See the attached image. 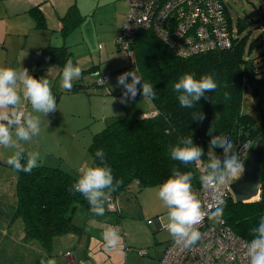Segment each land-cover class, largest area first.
Masks as SVG:
<instances>
[{"label":"trees","instance_id":"1","mask_svg":"<svg viewBox=\"0 0 264 264\" xmlns=\"http://www.w3.org/2000/svg\"><path fill=\"white\" fill-rule=\"evenodd\" d=\"M33 13L39 24H43L42 14ZM62 19L65 31L78 24L82 17L77 7L70 5ZM228 20L232 31L229 48L186 58L176 55L152 29L142 28L134 34L131 48L135 56L131 62L138 75L156 91V98L150 100L154 113L149 116H115L92 135L87 146L89 166L93 162L99 163L95 152L103 149L114 179L123 181L111 195L117 196L132 182L142 187L160 185L171 176L174 167L193 173V190L196 192L201 171L208 163V153L223 156L222 149H212L209 145V129L213 135L231 139L236 150L247 141L251 149L264 135V69H260L257 62V58L264 57V33L250 39V32H242L245 23L239 21L235 34L229 16ZM260 48L261 52L255 54ZM69 59L73 61L64 46L48 45L37 52L38 70L31 75L38 78L46 70L47 63L58 64L63 70ZM185 73L193 74L197 80L209 74L218 84L216 91L206 92L208 98H202L194 108L181 107L179 93L174 90V84ZM81 90H84L81 84H73L70 91ZM248 91L251 94L249 107L245 101ZM225 92L229 93V99H225ZM194 112L204 114L203 122L192 119ZM165 129L170 134H166ZM191 136L193 143L204 150L201 163L185 166L173 161L169 146L180 137ZM77 179L78 176L69 170L45 164H38L30 173L17 172L14 216L22 221L24 239L37 240L45 251H49L54 237L82 230L91 208L80 193L70 191ZM260 181L259 199L237 202L230 196L224 200L223 219L234 234L245 240L253 238L251 229L264 216V162ZM81 215V222H77Z\"/></svg>","mask_w":264,"mask_h":264},{"label":"clouds","instance_id":"2","mask_svg":"<svg viewBox=\"0 0 264 264\" xmlns=\"http://www.w3.org/2000/svg\"><path fill=\"white\" fill-rule=\"evenodd\" d=\"M138 70L126 71L117 77V84L124 91L120 102L126 104L129 100H135L138 94L143 98L154 100L156 91L153 85L145 82L137 74ZM82 74V68L74 65L71 59L67 60L62 70V88L70 91L72 81ZM131 82H128V78ZM139 86V88H138ZM218 84L212 75L206 74L199 80L193 74L185 73L174 84V90L179 93L178 101L181 107L194 108V105L202 98L207 99L206 92H215ZM225 99H229V93H224ZM27 101L32 111L22 109V101ZM57 110L56 98L52 93L49 79L33 77L26 68L19 70L11 67H0V146L14 149L6 163L17 172L30 173L38 166L40 154L29 152L25 155L20 146L21 141H30L40 134V117L33 113H41L47 116ZM193 120L203 122L205 116L202 112H194ZM166 134H170L165 129ZM209 145L212 149L220 148L223 156L217 157L213 152L207 155L208 163L204 165L199 177L203 188L207 189L213 198L209 208L208 219L213 223H224V201L220 198V192L233 181L240 179L245 171L244 163L236 152V145L231 139L222 135H213ZM169 155L173 161L182 165L201 163L204 150L193 143L192 136L180 137L174 145L169 146ZM95 157L99 163L93 162L92 166L80 169V175L71 186V192L80 193L89 203L91 211L96 216H103L105 204L111 193L115 192L123 183L115 180L112 169L105 161V152L98 149ZM193 173L184 172L174 167L172 174L158 186L157 197L167 209L168 223L165 225L171 237L184 248L191 249L201 239L198 225L205 218L201 200L193 190ZM252 239L246 245V258L248 264H264V216H261L258 224L251 229ZM103 239L107 249L116 248L121 240L115 227L109 226L103 232ZM40 264H57L55 259H42ZM80 264H86L81 260Z\"/></svg>","mask_w":264,"mask_h":264},{"label":"rangeland","instance_id":"3","mask_svg":"<svg viewBox=\"0 0 264 264\" xmlns=\"http://www.w3.org/2000/svg\"><path fill=\"white\" fill-rule=\"evenodd\" d=\"M223 1L226 6V12L231 19L232 29L235 34H237V24L239 21L245 23L244 25L246 26L242 32H250V39L264 33V0ZM78 2L82 7L81 11L83 14H86L89 3L90 10L94 8V11H92L90 15L92 26L86 31L87 38L89 39L86 43L84 52L94 54L95 59L92 63L90 60H87L86 55L81 54L82 52L77 53L79 55H77L74 65L86 69L92 64H98L100 65V71L96 68H92L90 71L82 72L78 79H74L72 84H81L84 87V90L75 94H69L67 92L68 90L62 88V72H59L58 66L49 65V70L43 76H40V78L46 77L49 79L52 93L57 102L56 111L63 112L64 117L70 118L71 123L69 125L71 128L69 130L73 133L71 140H69L66 133L64 137L66 140H63V142L60 140L58 141L61 145L49 148L50 150L48 149L58 154L63 148L62 155L65 159L63 158L62 162L59 161V163L53 164L54 166H60L63 169L69 170L79 177L80 172L77 171L79 169L77 162L79 164V162L85 158L89 161L90 156L87 151V146L90 143L91 137L95 132L101 130L112 120L111 114L135 116L136 112L139 110L149 109L150 101L148 98H143L142 94H138L135 100H129L126 104L120 102L124 89L118 86L117 77L126 71L134 70L132 62L127 57L125 51L116 44V39L121 30V24H123L122 21L128 10L127 0H78ZM262 37H264V34H262ZM99 44L101 45L100 49L98 48ZM261 50L262 48L257 49L254 53L259 54ZM98 57L101 58L99 59L102 60L101 63H99ZM257 62L258 65H260V69H264V57L260 56L257 58ZM100 74L101 76L110 75V80L105 86L96 85L95 83L96 76ZM128 82H131L130 77L128 78ZM106 86L110 87L111 94L106 92ZM248 95L245 100L249 104H247V107L250 106V91H248ZM104 98L108 101L109 98L114 100L111 99V101L106 103L104 102ZM71 105L76 106L77 109L70 110ZM30 141H32V145L28 149V152L39 153L40 150L34 147L35 143L33 142V138ZM30 141H21L22 146L25 147L26 143L29 146ZM41 153L42 152H40V154ZM44 155L45 154H43V156ZM66 161L73 163L74 165L71 166H75L76 168H68L67 165L64 164H67ZM243 161L244 159H242V162ZM38 164L49 165L44 162ZM158 186L159 185L142 187L136 182H132L128 189L120 191L117 194L119 204L123 205V209L120 212L121 217L126 218L128 226L130 225V227H128L129 233H127L126 236L134 240V243L130 245L132 254L129 255L127 264H154V258L157 255V248L159 246V244L156 243V239L160 236L169 234L167 229H156L153 222H147V219L154 220L158 216H161L162 223H168L167 211H164L167 209L157 197ZM141 210L144 211V216L141 214ZM120 213L108 211L105 206L104 215L96 217L98 218L96 221L100 223L99 230L101 231L104 225H106V229L109 226L116 227ZM82 217L83 215L77 217V222H81ZM87 219L93 218L89 216ZM121 226L126 229V225L124 226L121 223ZM119 234L121 237L120 243L113 249H107L104 239L102 240V236H100L101 241H97L94 244L96 248L90 253V257L95 264H126L122 234ZM33 241L32 243L34 244L31 252L27 245L26 251L21 255L15 252V257H13L11 253L2 252L0 249V264H35V260H38V264H40L42 259L47 260L45 258L46 251L37 240ZM57 264H61V262L59 261Z\"/></svg>","mask_w":264,"mask_h":264},{"label":"crops","instance_id":"4","mask_svg":"<svg viewBox=\"0 0 264 264\" xmlns=\"http://www.w3.org/2000/svg\"><path fill=\"white\" fill-rule=\"evenodd\" d=\"M70 5H75L77 7L82 19L78 24L70 26L63 31L62 16L66 13ZM89 7H87L86 14H83L81 11L82 7L78 0H0V67H11L17 70L20 68H26L31 74L33 71L38 70V67L36 66L37 52L48 45L56 47L64 46L70 52L73 58V63L76 62L77 55H79L77 53L81 52L82 55H86L88 61L90 60L93 63L95 55L90 52H84L86 43L89 39L87 38L86 31L92 26L90 15L91 12L94 11V8L93 10H90ZM33 11H38L42 14L43 24H39ZM124 19L122 23H124ZM99 45L98 48L100 49ZM99 57L97 59L100 61L99 63H101L102 60H99L101 59ZM49 65L58 66L59 72H62L60 65L47 63L46 70L40 74L37 79L49 70ZM92 68H96L100 71V65L92 64L88 68L82 69V72L90 71ZM101 74L96 76L95 83ZM109 80L110 75L106 83ZM106 83L101 86H105ZM67 92L69 94H75L80 91ZM106 92L111 94L110 87L106 86ZM111 99L109 98V101H111ZM104 100L106 103L109 102L105 98ZM21 107L25 111H32L30 104L26 100L22 101ZM74 109H77L76 106L71 105L70 110ZM152 111H154V109L150 101L149 109L139 110L135 115H141ZM33 114L39 116L41 122L40 134L33 137L35 149L37 148V150L42 152L41 154L39 152L40 159L38 163L44 162L50 166H54L53 163H59V161L62 162L63 158L65 159L62 155L63 148L58 154L49 151V148L61 145L58 141H65L66 139L64 137L66 133L69 140H71L73 135V133L69 130L71 128L69 125L71 120L70 118L64 117V113L60 111L49 113L47 116H44L41 113ZM115 116L120 115L111 114V118ZM31 145L32 141H30L29 146L26 143L25 147L22 146V142H20V146L24 149L25 155L29 153L28 149ZM13 152L14 149L0 146V249L2 252L11 253V255L15 257L14 253L18 252L19 255L23 254V252L26 251L27 245L29 246L28 249L31 252L34 244L32 242L34 241L32 239H24L22 221L20 218H16L14 216L16 206L15 179L17 172L6 163L7 159ZM43 154L45 155L43 156ZM66 162L67 164H64L67 165L68 168H76L75 166H71L74 164L70 161ZM77 165H79V169L77 171L80 172L81 168L87 165L89 166V161L85 158L82 159L79 164L77 162ZM105 206L107 209V202ZM122 209L123 205L120 204L118 212L120 213ZM141 214L144 216L145 213L143 210H141ZM89 216L93 219H87ZM88 217L83 222L82 230L80 232H68L54 237L51 249L45 252V258L55 259L57 263L60 261L61 264H78L81 260H86L91 264H95L90 257V253L96 248L94 244L97 241H101L100 236H102L103 240V232L106 229V225H104L103 229L100 231V223L96 221L98 218H96L97 216L94 215L91 210L88 213ZM117 220L119 225L117 224L116 226L121 228L119 233L122 234V244L125 250L127 264L129 255L132 254L130 245L134 243V240L133 238L126 236L127 233H129L128 227H130V225L128 226L126 218L121 217L120 213ZM121 223L124 226L126 225V229L122 228ZM153 223L155 224L156 229H166V224L162 223V217L161 224L155 219ZM170 239V234L160 236L156 239V243H158L159 246L157 248V255L154 258V264L159 263L161 255L163 254ZM38 262V260L34 261L35 264H38Z\"/></svg>","mask_w":264,"mask_h":264},{"label":"built area","instance_id":"5","mask_svg":"<svg viewBox=\"0 0 264 264\" xmlns=\"http://www.w3.org/2000/svg\"><path fill=\"white\" fill-rule=\"evenodd\" d=\"M127 2L128 10L116 44L125 51L130 60H134L135 56L131 48L133 36L142 28L152 29L176 55L182 58L231 46L232 31L229 28L223 0H127ZM108 79L109 75L100 76L96 84L103 85ZM153 113H144L140 116H149ZM249 150V141L236 150L241 161ZM195 193L206 213L203 221L197 226L201 232V239L191 249H186L171 237L158 264H248L245 253L246 245L251 240L234 234L225 220L223 224L209 220V208L213 203L212 194L203 188L201 183ZM219 195L223 201L230 196L233 197L231 187L222 190ZM119 208L117 197L110 195L107 201L108 211L118 212ZM155 220L161 224V216ZM153 221L147 220L148 223ZM115 228L120 232L119 226ZM86 264L91 263L86 261Z\"/></svg>","mask_w":264,"mask_h":264},{"label":"water","instance_id":"6","mask_svg":"<svg viewBox=\"0 0 264 264\" xmlns=\"http://www.w3.org/2000/svg\"><path fill=\"white\" fill-rule=\"evenodd\" d=\"M264 162V135H262L244 158L245 171L242 177L231 184V192L237 202H248L259 199L260 174ZM256 197V199H252Z\"/></svg>","mask_w":264,"mask_h":264},{"label":"bare ground","instance_id":"7","mask_svg":"<svg viewBox=\"0 0 264 264\" xmlns=\"http://www.w3.org/2000/svg\"><path fill=\"white\" fill-rule=\"evenodd\" d=\"M252 199H256V197L252 198ZM161 259V258H160Z\"/></svg>","mask_w":264,"mask_h":264}]
</instances>
